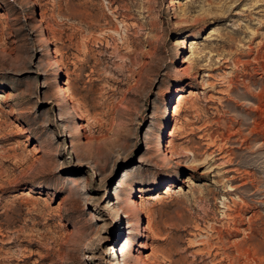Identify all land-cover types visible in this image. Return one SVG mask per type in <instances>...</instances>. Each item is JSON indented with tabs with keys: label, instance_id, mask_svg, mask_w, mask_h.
Segmentation results:
<instances>
[{
	"label": "rangeland",
	"instance_id": "374dc122",
	"mask_svg": "<svg viewBox=\"0 0 264 264\" xmlns=\"http://www.w3.org/2000/svg\"><path fill=\"white\" fill-rule=\"evenodd\" d=\"M262 66L264 0H0V264H264Z\"/></svg>",
	"mask_w": 264,
	"mask_h": 264
},
{
	"label": "bare ground",
	"instance_id": "6f19581e",
	"mask_svg": "<svg viewBox=\"0 0 264 264\" xmlns=\"http://www.w3.org/2000/svg\"><path fill=\"white\" fill-rule=\"evenodd\" d=\"M262 67L264 68V66H262ZM262 67H261V69H262ZM253 98L258 102L259 106H260V104H264V84L260 86V89H259L258 93H256L255 95L253 94ZM259 106H258V108H259ZM259 123H260V121L257 122L256 124L258 125ZM239 252L242 253L241 251H239ZM244 256H246V255H244Z\"/></svg>",
	"mask_w": 264,
	"mask_h": 264
}]
</instances>
